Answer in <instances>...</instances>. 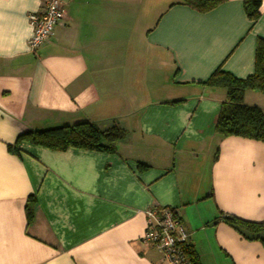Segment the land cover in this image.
<instances>
[{"label":"crops","instance_id":"crops-1","mask_svg":"<svg viewBox=\"0 0 264 264\" xmlns=\"http://www.w3.org/2000/svg\"><path fill=\"white\" fill-rule=\"evenodd\" d=\"M63 1L64 20L31 50L42 0H0V264H168L141 240L147 212L163 206L178 209L200 264H264V244L224 220L264 221V143L218 136L226 91L203 84L218 68L254 73L264 0L254 23L243 0L207 12ZM244 102L264 110V93ZM79 122L127 134L114 153L10 148Z\"/></svg>","mask_w":264,"mask_h":264},{"label":"trees","instance_id":"trees-1","mask_svg":"<svg viewBox=\"0 0 264 264\" xmlns=\"http://www.w3.org/2000/svg\"><path fill=\"white\" fill-rule=\"evenodd\" d=\"M225 0H176L178 4L187 5L196 11L207 12ZM245 12L252 23L260 17L262 0H243ZM209 87L222 88L226 99L218 114L215 131L221 138L231 136L261 141L264 143V110L244 102L245 93L253 90L264 93V39L259 38L255 51V70L247 78H237L229 72L218 68L203 82ZM126 131L119 127L101 129L93 122H79L46 130L28 131L20 134L13 151H19L21 142L43 146L52 150L86 149L117 152V145L126 136ZM142 166V165H140ZM144 166V165H143ZM34 196H30L26 206L27 219L31 222L34 216ZM224 220L246 238L260 240L264 244L263 222H252L234 215L225 216ZM191 264H200L199 257L192 245L186 246Z\"/></svg>","mask_w":264,"mask_h":264},{"label":"built area","instance_id":"built-area-1","mask_svg":"<svg viewBox=\"0 0 264 264\" xmlns=\"http://www.w3.org/2000/svg\"><path fill=\"white\" fill-rule=\"evenodd\" d=\"M40 10L29 14L32 35L29 47L36 50L46 43L65 18L63 0H42ZM147 226L141 238L145 245L153 246L168 264H191L186 246L189 237L177 208L163 206L147 212Z\"/></svg>","mask_w":264,"mask_h":264}]
</instances>
